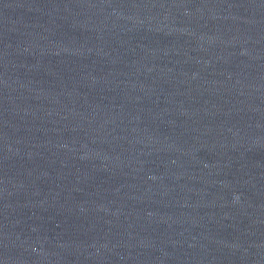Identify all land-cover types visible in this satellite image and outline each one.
<instances>
[{
    "label": "water",
    "instance_id": "1",
    "mask_svg": "<svg viewBox=\"0 0 264 264\" xmlns=\"http://www.w3.org/2000/svg\"><path fill=\"white\" fill-rule=\"evenodd\" d=\"M0 264H264V0H0Z\"/></svg>",
    "mask_w": 264,
    "mask_h": 264
}]
</instances>
